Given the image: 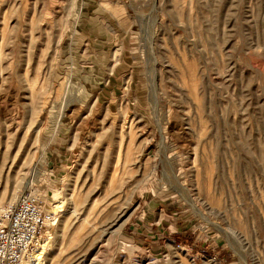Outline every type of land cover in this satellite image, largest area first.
Wrapping results in <instances>:
<instances>
[{
    "label": "rangeland",
    "instance_id": "obj_1",
    "mask_svg": "<svg viewBox=\"0 0 264 264\" xmlns=\"http://www.w3.org/2000/svg\"><path fill=\"white\" fill-rule=\"evenodd\" d=\"M24 192L32 264H264V0H0V223Z\"/></svg>",
    "mask_w": 264,
    "mask_h": 264
},
{
    "label": "built area",
    "instance_id": "obj_2",
    "mask_svg": "<svg viewBox=\"0 0 264 264\" xmlns=\"http://www.w3.org/2000/svg\"><path fill=\"white\" fill-rule=\"evenodd\" d=\"M1 217L0 264H32L38 239L53 220V213L42 207L36 194L24 192L4 208Z\"/></svg>",
    "mask_w": 264,
    "mask_h": 264
},
{
    "label": "crops",
    "instance_id": "obj_3",
    "mask_svg": "<svg viewBox=\"0 0 264 264\" xmlns=\"http://www.w3.org/2000/svg\"><path fill=\"white\" fill-rule=\"evenodd\" d=\"M161 223V220L160 221H150V223L148 224V229L146 228L145 230L147 231L146 234H144L145 237H151V241H154L153 245H157L160 250H164L167 248L168 245L171 246V243L172 244H176L174 240H170L169 238L167 237H163V234H165L164 232V229L165 227L163 226H160L159 224ZM164 225V224H163ZM162 240V241H161ZM167 249H170V248H167Z\"/></svg>",
    "mask_w": 264,
    "mask_h": 264
},
{
    "label": "bare ground",
    "instance_id": "obj_4",
    "mask_svg": "<svg viewBox=\"0 0 264 264\" xmlns=\"http://www.w3.org/2000/svg\"><path fill=\"white\" fill-rule=\"evenodd\" d=\"M41 242H42V239H38V242H37V248H42L41 247ZM39 253H41L40 251L38 253H36V257H34V259L38 258L39 257ZM33 259V260H34Z\"/></svg>",
    "mask_w": 264,
    "mask_h": 264
}]
</instances>
